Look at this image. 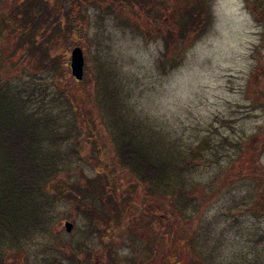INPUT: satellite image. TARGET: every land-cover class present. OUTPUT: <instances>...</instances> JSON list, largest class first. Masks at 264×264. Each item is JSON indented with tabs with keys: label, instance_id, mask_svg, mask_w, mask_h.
Masks as SVG:
<instances>
[{
	"label": "rangeland",
	"instance_id": "obj_1",
	"mask_svg": "<svg viewBox=\"0 0 264 264\" xmlns=\"http://www.w3.org/2000/svg\"><path fill=\"white\" fill-rule=\"evenodd\" d=\"M36 1L0 0V63L11 88L31 96L28 109L66 137L45 145L59 168L34 221L25 209L31 218L16 235L0 225V264H264V0H199L200 31L185 37L173 11L187 0L151 18L119 0H60L54 25L43 15L26 27L45 5ZM74 46L84 54L80 81L69 67ZM123 129L163 157H190L208 141L186 176L199 206L180 214L145 192L119 163ZM167 227L171 244L154 238Z\"/></svg>",
	"mask_w": 264,
	"mask_h": 264
},
{
	"label": "trees",
	"instance_id": "obj_2",
	"mask_svg": "<svg viewBox=\"0 0 264 264\" xmlns=\"http://www.w3.org/2000/svg\"><path fill=\"white\" fill-rule=\"evenodd\" d=\"M119 1L129 7H133V5L141 8L146 7L148 18L159 16L157 14H160L162 9L173 8L169 0L165 1V5L164 0ZM187 1L178 2L175 11H173L180 16L177 22L179 37H185L191 31L197 33L200 31L202 20L200 12L203 9L201 1L193 0L192 3ZM34 3L37 5L38 0ZM43 3L45 5L42 11H39L38 14L34 13L23 25L34 28L40 18H44L43 15H46L44 21L47 23V27H50L54 25V22L48 21V18L53 12H56L58 20L60 19L59 16H62L59 8L61 7L60 0H53V2L43 0ZM105 7H107L105 10L115 14V8L108 5ZM32 24L35 25L32 26ZM168 31V35L163 37L166 46L173 40L171 29ZM46 36L47 33H42L41 39L37 43L42 42ZM30 50L27 49V51ZM4 69L0 63V225L4 226L10 234L16 235L15 229L19 225H23L24 220L31 218H27V214L22 211L30 209L32 221H34L38 207L34 205L36 204L35 200L38 195L45 196L49 193L46 188L47 181L52 179L59 168L58 163L50 157V153L45 147L46 143L54 139H64L66 136L49 130L50 126L46 123V119L42 115H37L36 109H28L26 103L31 96L27 93L22 97L21 93L25 92L24 89L20 90L17 87L12 89L7 78L8 73ZM135 130L140 134L138 138L136 137L137 133H127L124 129L121 134L116 135L120 138L116 145L121 167L126 169L133 178H137L140 186L148 195L164 198L167 208H172L174 205L177 207V213L181 214L187 207L194 209L199 206L198 198L187 189L186 176L203 159V151L209 147L208 141L190 148L188 150L190 157L182 152H176L175 156L172 153V155L168 154L163 157V154L161 155L158 150L154 149L152 142H145L141 139L142 132ZM154 153H156L155 156ZM111 192L109 187L107 195ZM59 196L61 194L57 192V197ZM122 207L121 203L116 202L117 220L115 222L120 226L125 220L124 207ZM262 212H264V207ZM106 220L112 221V217L108 215ZM147 225L149 224L147 223ZM166 229H157L154 238L158 239L159 235H163L164 238L167 237V243L171 244L168 241L170 229L168 227ZM149 251L152 252V247L149 248ZM167 258L169 261L172 260L170 263L175 261L171 255ZM69 259L75 262L74 264H82L81 261L72 257ZM127 264H138V262L129 261Z\"/></svg>",
	"mask_w": 264,
	"mask_h": 264
},
{
	"label": "water",
	"instance_id": "obj_3",
	"mask_svg": "<svg viewBox=\"0 0 264 264\" xmlns=\"http://www.w3.org/2000/svg\"><path fill=\"white\" fill-rule=\"evenodd\" d=\"M71 75L78 81L83 78V67H84V54L79 46H75L70 51V62H69ZM64 227L69 232L73 224L70 221L64 222Z\"/></svg>",
	"mask_w": 264,
	"mask_h": 264
},
{
	"label": "flooded vegetation",
	"instance_id": "obj_4",
	"mask_svg": "<svg viewBox=\"0 0 264 264\" xmlns=\"http://www.w3.org/2000/svg\"><path fill=\"white\" fill-rule=\"evenodd\" d=\"M256 11L258 12V16L260 17L261 21L263 20L264 22V4H260L258 7H256Z\"/></svg>",
	"mask_w": 264,
	"mask_h": 264
}]
</instances>
